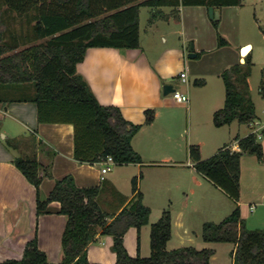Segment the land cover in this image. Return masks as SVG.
<instances>
[{"label":"crops","instance_id":"crops-1","mask_svg":"<svg viewBox=\"0 0 264 264\" xmlns=\"http://www.w3.org/2000/svg\"><path fill=\"white\" fill-rule=\"evenodd\" d=\"M146 8L150 15L148 28L143 38L140 20L139 48L90 47L84 60L77 65V70L87 80L99 102L105 106L119 107L127 120L144 124L145 111L155 110L154 121L145 124L132 140L143 163L115 164L116 170L125 172L128 177L130 175L131 181L139 177L144 202L147 191L144 185L149 183L168 201L174 197L170 195L172 187L187 190L194 196L198 189L200 196L202 194L201 197L197 194L199 200L204 199L214 215L224 220L237 205L197 172L190 156V146H199L202 159H208L225 146L239 151V139L253 133L249 124L238 121L216 126L214 114L225 105L226 87L222 73L232 65L245 61L247 55L243 56L240 49L248 44H251L249 53L255 64V45L247 41L233 43L232 47H219V28L213 25L207 6L182 5L177 8L178 12L172 7ZM241 8H221L220 19L225 9L240 16ZM158 36L164 45L154 48L151 42ZM191 41L195 43L196 58L189 56ZM182 73L188 76L186 83L180 80ZM212 78L217 80L214 85L211 84ZM167 84L188 95L189 103H178L172 92L165 94L164 86ZM35 93L36 89L31 83L0 86V262L21 259L27 243L37 236L40 249L47 253L51 262L59 263L67 225V217L58 213L59 202L50 205L51 213L37 215V189L15 166L16 153L6 147L4 139L7 137L35 133L45 142L39 152V160L44 165L51 163L52 176L44 178L41 183V196L44 199L50 195L56 181L68 175H72L80 187H100L99 203L109 215L118 214L134 197L133 190L130 193L120 190L116 174L107 175L112 168L103 173L101 162L80 163L75 159L73 124L39 122L38 105L33 101ZM260 96L264 98L261 93ZM253 101L257 119L261 122L257 129L262 133V138L258 141L264 149V124ZM185 116L188 123L182 126ZM246 126L247 129L244 128ZM52 151H55L53 158ZM185 181L187 188L183 185ZM203 185L205 191L200 190ZM184 192L187 199L183 208L173 210L171 202L159 211L149 206V223L140 231L136 227L128 230L125 246L131 256L151 255L152 224L167 209L172 213V238L167 244L168 250L187 247L183 242L185 237L195 244L192 239L195 233H190V218L186 214L191 197ZM239 206L242 219L249 229H264V162H260L255 155L245 154L241 158ZM251 222L255 226H251ZM112 246L113 237L100 232L95 242L89 245V264H116ZM225 246H229L230 254L236 247L230 242L204 241L198 243L197 249L210 248L215 251L211 264H233L232 256L228 261L218 260V251Z\"/></svg>","mask_w":264,"mask_h":264},{"label":"trees","instance_id":"trees-1","mask_svg":"<svg viewBox=\"0 0 264 264\" xmlns=\"http://www.w3.org/2000/svg\"><path fill=\"white\" fill-rule=\"evenodd\" d=\"M182 5L220 10L225 6H242L243 0H0V85H34L33 101L38 105L39 122L73 124L74 157L80 163L95 164L112 157L116 165L141 164L143 159L132 140L145 124L154 121L155 110L145 111L144 124L127 120L119 107L99 102L77 65L90 47L139 48L142 7H172L177 11ZM13 22L18 23L19 29L10 25ZM219 24L220 19L213 21L217 29ZM229 44L218 32V46ZM254 66L249 53L244 62L222 73L226 99L224 107L214 114L216 126L234 121L250 124L257 118L249 83ZM259 88L264 95V69ZM4 142L16 153L15 166L37 189V215L51 213L50 205L59 202L58 213L67 217V225L59 263L49 260L36 236L27 243L21 259H8L0 264H89V245L100 232L113 237L116 264H211L215 251L210 248L187 246L168 250L172 238L169 209L152 224L151 255L129 254L126 233L131 227L140 231L151 215V208L145 205L139 189V177L132 180L133 199L116 215H109L101 208L100 187H80L72 175L57 180L44 199L41 183L52 176L51 163L44 165L39 160L45 142L35 133L7 137ZM238 144L239 151L225 146L208 159H202L199 146H190L197 172L237 205L221 222H206L202 238L205 242L234 243L233 264H264V229H249L239 206L241 158L245 154L255 155L264 162V149L254 133L240 138ZM51 154L53 158L55 151Z\"/></svg>","mask_w":264,"mask_h":264},{"label":"rangeland","instance_id":"rangeland-1","mask_svg":"<svg viewBox=\"0 0 264 264\" xmlns=\"http://www.w3.org/2000/svg\"><path fill=\"white\" fill-rule=\"evenodd\" d=\"M241 9L242 12L240 16L225 9L224 12H222V19H220L221 28L219 24L218 30L219 33L230 42V44L227 45V47H232L233 43L236 44L238 42H247V41H251L255 45V51H254L255 67H254L253 75L250 78V88H251L252 98L256 102L257 111L259 112L258 114L262 118V122L264 124V98L260 96V88H259L262 78V71L264 69V0H243V5ZM149 16L150 15L148 12V8L142 7L140 13V17H141L140 20H141L143 38L145 37V30L146 28H148ZM10 25L15 29H19L20 27L18 23L16 24L15 22L11 23ZM25 28H27V24H25ZM173 39L174 36H172L171 40ZM151 43H152L151 46L154 48H159L164 45L162 38H159V36ZM242 49L243 47L240 49V53H242ZM214 81L217 80L212 78L211 79L212 85L215 84ZM187 123L188 120L187 117L185 116L184 121H182V126L187 125ZM259 127L260 126H257V128ZM244 128L247 129V126ZM244 132L245 131H243V133ZM186 140L185 143H187ZM111 168L112 171H110L109 174L107 175L112 176L113 174H116L119 178L120 190H122L123 192L130 193L133 188V182L130 179V175L128 177V175L125 174V172H122L121 170H116L115 164L111 165ZM170 178L171 177H169V179ZM183 185L185 188H187L188 187L187 181H185V184ZM204 187L205 186L203 185L202 189L200 188L199 189L201 191H205L206 188ZM144 188L145 190H147L146 199H145L146 204L151 208H153V210H158V211L162 210V208H164L165 206H168V203L170 202H171V209L173 210H179L183 208L186 202L185 199H187V195L185 194L184 191L188 192L189 196L191 197V201H190V205L186 207V214L190 218V227L192 230L190 231V233H195L192 234V239L195 242L194 245L191 244V242H189V238L187 237H185V239L183 240V242H186L188 246H194L198 248L197 247L198 243L204 242L202 238V232H203V225L205 222L219 223L223 220L221 217H218L219 215L218 216L214 215V211H212V209L206 205L204 199L199 200L202 194L200 196V191L198 189L195 190L196 191L195 196L198 194L200 197L198 198L197 195V197L194 198L195 196L192 195L189 191L187 190L183 191L172 187V190L170 191V195L174 197L171 201H168L167 197L159 194L156 191V188L152 186V184L150 183L146 184L144 185ZM251 226H255V224L251 222ZM225 247L226 248L219 249L218 251L217 257L218 260H220L219 262L225 260L228 261V259H230L231 257L229 246H225Z\"/></svg>","mask_w":264,"mask_h":264},{"label":"built area","instance_id":"built-area-1","mask_svg":"<svg viewBox=\"0 0 264 264\" xmlns=\"http://www.w3.org/2000/svg\"><path fill=\"white\" fill-rule=\"evenodd\" d=\"M180 80L183 83H186L188 81V76L185 73H182L180 75ZM173 98L181 104H188L190 99L189 96L178 91L175 90L173 93ZM261 122L256 118L255 120H253L249 125L253 128V133L257 136L258 139L262 138V133L258 132L257 126H260ZM103 165L102 168V172L103 173H107L109 170H111V165L115 164V161L112 157H108L107 159H105L104 161L101 162Z\"/></svg>","mask_w":264,"mask_h":264},{"label":"water","instance_id":"water-1","mask_svg":"<svg viewBox=\"0 0 264 264\" xmlns=\"http://www.w3.org/2000/svg\"><path fill=\"white\" fill-rule=\"evenodd\" d=\"M209 17L212 21L219 20L220 19V10L216 9L214 7H209ZM249 49H251V44L244 46L241 54L243 56H246L247 51H249ZM189 56H190V58H196L197 57V53L195 52L194 41H191V43H190ZM174 91H175V88L172 85L167 84L164 86V93L165 94H169L171 92L173 93Z\"/></svg>","mask_w":264,"mask_h":264},{"label":"bare ground","instance_id":"bare-ground-1","mask_svg":"<svg viewBox=\"0 0 264 264\" xmlns=\"http://www.w3.org/2000/svg\"><path fill=\"white\" fill-rule=\"evenodd\" d=\"M249 52H250V49H249V51H247V55L249 54Z\"/></svg>","mask_w":264,"mask_h":264}]
</instances>
